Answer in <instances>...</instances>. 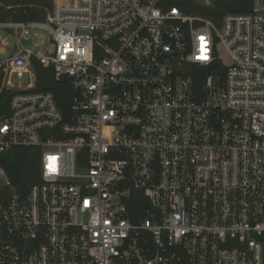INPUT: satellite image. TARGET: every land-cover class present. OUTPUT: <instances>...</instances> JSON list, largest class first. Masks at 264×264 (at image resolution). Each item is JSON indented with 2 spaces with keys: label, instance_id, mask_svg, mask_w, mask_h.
Wrapping results in <instances>:
<instances>
[{
  "label": "built area",
  "instance_id": "built-area-1",
  "mask_svg": "<svg viewBox=\"0 0 264 264\" xmlns=\"http://www.w3.org/2000/svg\"><path fill=\"white\" fill-rule=\"evenodd\" d=\"M0 30V153L41 150L28 191L7 180L0 264H264V0L220 23L167 0H53Z\"/></svg>",
  "mask_w": 264,
  "mask_h": 264
},
{
  "label": "trees",
  "instance_id": "trees-1",
  "mask_svg": "<svg viewBox=\"0 0 264 264\" xmlns=\"http://www.w3.org/2000/svg\"><path fill=\"white\" fill-rule=\"evenodd\" d=\"M171 5H178L190 14H201L220 23L227 12H248L252 0H213L204 5L196 0H167ZM53 7V0H0V21L20 20L43 21ZM38 73V89L52 90L56 94L59 105L68 109L70 90L65 82H57L50 69L36 68ZM3 72L0 69V116L9 109L11 91L3 89ZM41 150L37 147L16 146L0 153V166L8 176L11 184L21 193L40 180ZM10 188L0 190V204H6L10 197Z\"/></svg>",
  "mask_w": 264,
  "mask_h": 264
},
{
  "label": "rangeland",
  "instance_id": "rangeland-1",
  "mask_svg": "<svg viewBox=\"0 0 264 264\" xmlns=\"http://www.w3.org/2000/svg\"><path fill=\"white\" fill-rule=\"evenodd\" d=\"M196 1H198L199 3L204 4V5H210L213 0H210L209 4H207L205 0H196ZM0 34H3L2 30H0ZM218 47H219V49H218L219 54H220L224 64L225 65H229V60H228L227 53L220 47V45ZM223 71H225V69H223ZM2 83H3V81H2ZM2 169L3 168L0 166V190H2V189L7 187V180H9L8 176L6 175V173L5 174L2 173Z\"/></svg>",
  "mask_w": 264,
  "mask_h": 264
}]
</instances>
